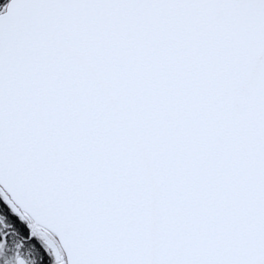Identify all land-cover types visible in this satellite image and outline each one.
<instances>
[{"label":"snow or ice","instance_id":"6c2138e0","mask_svg":"<svg viewBox=\"0 0 264 264\" xmlns=\"http://www.w3.org/2000/svg\"><path fill=\"white\" fill-rule=\"evenodd\" d=\"M0 264H264V0H0Z\"/></svg>","mask_w":264,"mask_h":264}]
</instances>
